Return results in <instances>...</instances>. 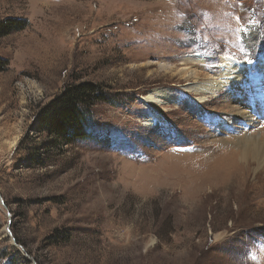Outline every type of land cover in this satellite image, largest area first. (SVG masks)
Segmentation results:
<instances>
[{"label": "rangeland", "instance_id": "374dc122", "mask_svg": "<svg viewBox=\"0 0 264 264\" xmlns=\"http://www.w3.org/2000/svg\"><path fill=\"white\" fill-rule=\"evenodd\" d=\"M7 18L28 24L0 37V264H264V175L231 181L226 143L264 134V0H0ZM225 57L247 79L204 102L161 67ZM84 82L109 102L67 144L47 106Z\"/></svg>", "mask_w": 264, "mask_h": 264}, {"label": "bare ground", "instance_id": "6f19581e", "mask_svg": "<svg viewBox=\"0 0 264 264\" xmlns=\"http://www.w3.org/2000/svg\"><path fill=\"white\" fill-rule=\"evenodd\" d=\"M181 62V65L174 67L167 66L166 64H161V67L164 70L175 71L177 74L186 77L187 83L184 85V88L187 93L190 92L196 95L197 102H204L208 96L218 97L219 93L227 88L228 85L232 86L234 84H241L244 78L247 77V72L250 69L249 64L246 62H238L225 57L223 58L218 72L203 74V68L200 62L195 58H184ZM258 64L264 72V53ZM164 73L166 72L164 71ZM248 88L253 90V88ZM237 90L242 89L238 86ZM259 90L260 86L258 87L257 92ZM171 92L173 94L165 89H154L150 94L144 97V100L151 103L167 104L175 101L178 97L173 89H171ZM248 92L250 91H247L246 93ZM237 107L235 109H237ZM251 107L252 112L256 114L258 119L264 117V97L258 107L252 105ZM252 112H250L248 108H245L244 105L240 104L237 116L248 120L250 123V121L255 118V115H253ZM147 119V125H153L156 122L154 116H149ZM228 142L233 145V148L231 150L229 149V154H231L229 157L231 156L235 165L236 163L238 164L236 165V173L231 174L229 171L231 181L238 178L237 182L239 184L241 181L247 184V180L250 179L256 181L259 175H264V134L245 133L242 136L235 137L233 140H226V143Z\"/></svg>", "mask_w": 264, "mask_h": 264}, {"label": "trees", "instance_id": "16d2710c", "mask_svg": "<svg viewBox=\"0 0 264 264\" xmlns=\"http://www.w3.org/2000/svg\"><path fill=\"white\" fill-rule=\"evenodd\" d=\"M26 21L7 18L0 22V37L27 26ZM8 66V60L0 57V71ZM109 102L107 94L97 84L84 82L66 87L47 106L45 129L69 144L88 136L87 125L92 109Z\"/></svg>", "mask_w": 264, "mask_h": 264}]
</instances>
